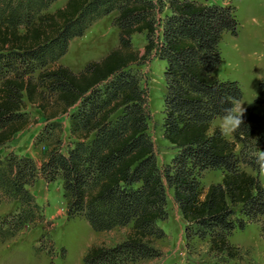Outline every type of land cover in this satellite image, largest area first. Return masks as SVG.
<instances>
[{"label":"trees","instance_id":"1","mask_svg":"<svg viewBox=\"0 0 264 264\" xmlns=\"http://www.w3.org/2000/svg\"><path fill=\"white\" fill-rule=\"evenodd\" d=\"M54 1L0 0V146L36 121L24 111L27 103L43 117L37 140L45 146L39 164L15 153L0 159V202H17L0 219V237L26 223L47 222L28 187L39 177L59 179L68 219L84 218L95 231L131 223L114 246L90 245L84 264L153 257L154 240L164 236L156 223L167 218L166 185L186 240L208 237L211 251L234 258L231 231L244 227L242 216L253 222L264 214V186L239 167L242 162L264 172V79L254 104L234 114L242 98L238 82L213 74L222 34H236L235 7L198 0H66L44 11ZM113 10L116 47L78 72L57 63L74 37ZM134 33L145 35L141 54L133 48ZM151 55L164 61L162 137L176 150L162 168L147 133L140 69ZM229 115L233 140L219 127L210 130L215 117ZM63 117L68 141L62 145ZM214 169L223 171L221 181L203 192L198 176Z\"/></svg>","mask_w":264,"mask_h":264},{"label":"rangeland","instance_id":"2","mask_svg":"<svg viewBox=\"0 0 264 264\" xmlns=\"http://www.w3.org/2000/svg\"><path fill=\"white\" fill-rule=\"evenodd\" d=\"M198 1L235 7L236 34L228 31L222 34L218 44L221 62L213 74L222 80L238 82L242 98L234 103L233 113L245 114L246 108L254 104L258 84L264 79V0ZM65 2L66 0H56L44 11L52 12ZM117 14V10L111 11L95 21L84 36L74 37L69 42L67 52L57 63L67 65L74 72H78L89 61L104 57L118 44V28L112 24ZM131 41L133 48L141 54L146 43L144 33H134ZM163 67L164 61L153 55L140 66L145 76L144 85L147 90L149 110L147 133L151 138L159 168L169 163L176 151L162 137ZM24 111L36 121L15 133L10 142L0 146V159L15 153L28 156L39 164L44 158L45 150L44 143L37 140V134L44 124L43 117L28 103ZM62 122L63 145L68 141L65 117L62 118ZM215 127H219L228 140H233L232 115L215 117L210 130ZM239 149L240 144H237L235 148L237 154ZM239 167L256 175L264 186V172L257 173L242 162L239 163ZM222 176L221 169L202 171L198 176L202 191L204 192L209 184L220 182ZM28 189L35 196L36 202L43 207L44 219L47 222L26 223L14 235L0 237V264H84L82 257L90 245L114 246L131 230L129 223L110 230L95 231L84 218L68 219L59 179L46 183L39 177ZM165 193L167 218L156 223L163 230L164 236L154 240L158 255L125 264H264V214L253 222L242 216L244 227L235 228L228 237L229 242L237 248V254L234 258H228L224 254H215L211 251L208 237L186 240L185 222L173 201L172 189L165 185ZM16 208L15 200L3 199L0 202V219L14 212Z\"/></svg>","mask_w":264,"mask_h":264},{"label":"crops","instance_id":"3","mask_svg":"<svg viewBox=\"0 0 264 264\" xmlns=\"http://www.w3.org/2000/svg\"><path fill=\"white\" fill-rule=\"evenodd\" d=\"M55 1H56V0H55ZM55 1H54V2H55ZM104 17H105V16H104ZM87 31H88V29L85 31V33H86ZM84 35H85V34H84ZM84 35H83V36H84ZM71 41H72V40H71ZM97 60H98V59H97ZM215 71H216V69L213 71L214 74H215Z\"/></svg>","mask_w":264,"mask_h":264}]
</instances>
